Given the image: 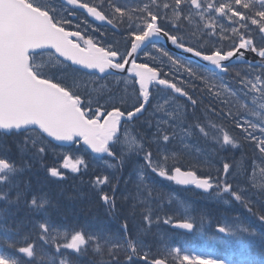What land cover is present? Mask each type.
I'll return each mask as SVG.
<instances>
[{
  "label": "snow or ice",
  "instance_id": "snow-or-ice-1",
  "mask_svg": "<svg viewBox=\"0 0 264 264\" xmlns=\"http://www.w3.org/2000/svg\"><path fill=\"white\" fill-rule=\"evenodd\" d=\"M66 4L85 9L95 20L101 22L107 20L109 24L116 26L113 19L106 17L96 6H90L80 0H66ZM109 6L113 7L114 13L117 14L115 16L117 23H126L132 28L130 52L126 51L123 55H120L117 50L97 47L91 38L85 39L79 30H66L65 25L72 23L63 16V11L67 9L54 7L51 0L47 3L43 0H0V131L3 134H25L26 142H31L33 146H37L44 134L59 142L73 144L82 142L91 149L92 153L100 154L101 158L104 156L117 158L119 163L104 161L108 168L115 170L122 167L125 156L123 149H120L118 157L116 152L122 138L127 142L128 129L125 127L123 133L121 132L122 122L123 125H127L134 117L139 119L138 114H143L147 106L153 109V116L157 112H162L163 115L154 122L148 121L149 126L155 128L149 141L156 145L155 159L153 152L145 148L142 143L137 144L135 139L131 142L136 145L138 154H143L146 162L143 168H150L153 173L174 181L177 185H191L204 192H209L215 187L216 197L227 193L236 201L246 203L243 190L234 191L232 185L226 181L222 182L219 176L213 182L211 178L199 177L194 170L182 171L180 167H174V171L165 169V163L169 159V144L173 148L180 145L183 149H189L188 140L195 134L194 130L198 129L204 136H208V133L198 123L186 127L180 114L173 110L153 107V103L150 102L152 95L150 89L160 91L159 86H165L175 93L187 96L193 105L197 101L176 83L161 78L160 72L155 68L149 67L146 63H137L134 54H141V46L145 41L154 45L157 41L166 39L178 49H182L184 53H190L193 57L208 62L198 66V70L192 66L191 61L184 63L179 58L173 59L169 53L164 52L172 64L183 68L190 76L205 79V74H208L206 82L219 79V73L229 72L230 64L225 62L243 64L250 69H264V0H232L231 3H214L212 0H147L146 3L137 4L130 9L127 4L123 8L119 5L110 4ZM169 14L173 18L175 33H170L162 24L157 23L161 18L167 21ZM216 14L231 22V26L225 27L220 24L217 31ZM194 16L204 21L203 27L206 29L202 33L206 39L197 38L199 48L187 45L186 36L181 34L182 23L185 20L191 22ZM237 22H239L238 27L235 26ZM253 25L256 26L255 29L251 27ZM76 28L79 29V25H76ZM229 32L231 35H227ZM192 35H195V32ZM81 40L84 46L79 42ZM223 40L230 41V46L208 48L209 44L218 45ZM202 48H208L211 54H205L200 50ZM249 52L259 58L256 63L246 58V53ZM45 54L52 60L51 63L42 61L41 58ZM67 61H71L73 65H81L83 68L98 69L100 73L108 72L109 69L125 73L127 66L128 71L135 78L133 83L138 81V97L142 99L132 110L122 111L119 107H112L111 110L101 111V107L98 106L101 95L99 90H95L97 92L95 98L92 93H88L82 100L76 84L79 77L73 75L70 78L72 83H65V77L68 74L63 70L69 67ZM73 71L75 73L78 70ZM241 83L247 89L245 95L258 94L252 97V103L256 105L259 101L258 107L264 111V73L255 74L254 79L248 78L246 74L241 78ZM220 87L224 85L221 84ZM225 91L229 90L225 88ZM215 94L220 95L219 92ZM232 94L235 95V93ZM94 104L97 106L94 107ZM253 114L258 115L255 111ZM237 127L242 128L245 133L244 138L252 141L259 152L264 154V115L260 116L259 124L245 121L244 124L237 123ZM257 130L261 133L260 136L255 135ZM222 143L232 148L240 147L227 133L223 134ZM45 150L42 144L38 147V152L41 154ZM196 151L200 152V149L197 148ZM205 162H208L207 159ZM81 166L87 170V164L83 158L64 157L62 165L64 169L78 173L81 171ZM229 168L230 165L224 163L223 173L228 174ZM21 170L13 162L0 158V200L11 204L22 199L21 191L16 192L15 201L8 199V192L2 187L6 183L9 185V191L12 187H18L13 184L11 178ZM48 171L51 177L61 180L65 178L56 167H51ZM139 179L141 183L138 188L142 186L147 189L148 195L151 196V189L144 182V176L141 175ZM102 185H110L112 188V196L107 193L101 195L105 206L112 210L115 207V184H110L108 176H98L93 182V187L99 188ZM138 200L141 204H147L139 192ZM48 204L47 199L38 200L33 197L29 206L36 211H43ZM3 219L4 212H0V220ZM144 220L147 225L146 231L152 224L159 223L160 217L153 218L151 209L146 207ZM259 220L264 222V215H260ZM163 223L192 232L198 222L188 215V210L185 208L181 222H176L173 217L167 216L163 219ZM199 223L203 227V217ZM39 227L43 230L39 238L45 243H55V251L59 254L58 257H50L49 264H69L67 254L61 252V249L82 254L88 248H93L99 253L102 248V245L97 243L99 240H103L112 247L126 245L128 264H139V261L145 264H169L170 260L172 264H264V253H253L252 241L244 240V234L248 237L257 236L254 230L247 227L225 225L218 228L220 234H240L243 241L240 251L225 259L215 258V251L212 249L194 250L187 243L184 244L183 249L165 247L163 253L157 256L151 253L150 246L144 244L139 236L135 241L126 239L124 245H121L119 241H113L112 237L103 232L86 234L83 231H75L73 234L65 231L60 237L64 242L60 244L56 243V237H51V240L47 238L50 227L54 228L55 225H49L45 219L40 222ZM123 227L126 229L127 225ZM11 231L10 228L0 224V233H3L0 240L10 249L17 248L13 236L10 235ZM17 251L28 258H33L31 264H36L34 258L37 253L32 243L18 247ZM109 255H112L111 249H109ZM0 264H22V262L18 257L0 253Z\"/></svg>",
  "mask_w": 264,
  "mask_h": 264
},
{
  "label": "rangeland",
  "instance_id": "rangeland-1",
  "mask_svg": "<svg viewBox=\"0 0 264 264\" xmlns=\"http://www.w3.org/2000/svg\"><path fill=\"white\" fill-rule=\"evenodd\" d=\"M52 1L53 0H51V2ZM43 2L47 3V2H49V0H43ZM52 4L56 8H57V6H59L55 1ZM216 15H217L218 18H220L219 17V14H216ZM201 22L204 24V21H201ZM201 22H200L199 17H195L194 16L193 19H192V21H191V24L197 27V26L200 25ZM229 23L231 24V22H229ZM128 29L131 30L132 28L128 26ZM189 32H190V35H186V36H187V38L191 42H194V43L198 44L197 38H199V39H206V37H204L202 35L203 32L200 31V30L198 31L196 29V31H195V34L200 35L197 38L194 37L191 34V30ZM209 45H211V44H209ZM209 45H208V47H209ZM121 47H125V46L121 45ZM203 49H208V48H203ZM148 57L153 62H159V63L165 64V67L163 69L165 70V72L167 74H169V76H170L171 73L175 72L177 74V76L176 77H172L171 76V77L173 79H175L178 83L186 84V87L189 86V79L187 78V74L188 73H186L183 68H178L176 65L172 64V62L168 60V57L165 56L162 51H160V50H159V52L158 51H153V52H151L148 55ZM144 62H148L147 59H146V57L144 59ZM190 77L193 78L194 76H190ZM204 80H205L204 82L206 83V78ZM79 85L80 84H78V86ZM203 89L206 90L205 86H203ZM216 92H219L220 93V95H219L220 101L218 102V104L219 105L222 104L223 105V106L221 105L222 108L223 107L224 108H228V102L229 101H232L233 100V97L231 95H229V92H227V93L222 92V91H216ZM116 94H118V101H122V100L125 99V97L123 96V92L117 91ZM251 94H252V96L250 97V99H252L253 96L258 95L256 93H251ZM163 95L166 96V97H168L166 94H163ZM164 96H161L162 103L158 104L155 108H161L162 107L165 110H171L173 108V106H174V102L173 101H175L176 103H175V110H174V112H176L177 114H180L181 119H182V121L184 123V120L187 118V115H185L186 113L184 112L182 106L180 105L181 104V101L178 100V99H175L174 100V99H172V98L169 97L170 98V101H168V104H166V101L164 102V99H163ZM216 97H217V95L215 94L214 95V98H216ZM197 101L198 102H202L201 99L200 100H197ZM225 101H226V103H225ZM190 106H191L192 115L195 114V116L191 117V120L196 119L197 121H199L201 119V111H200V108L197 107L196 112L194 113V111H193L194 110V106L191 105V104H190ZM256 110H258V108H256ZM160 113L161 112H157L154 117L156 118V117L161 116ZM257 114H258V117L260 118V114L258 112H257ZM154 117H148L147 118V121L145 123H143L140 126V128L141 129L143 128V130H146L148 133H151L155 128H154V126L153 127H150L148 121L151 120V121L154 122L156 120ZM251 117H252L251 120L254 123L259 124L255 120L256 115L253 114ZM184 125L186 127L189 126V125H187L185 123H184ZM257 132L260 133L259 130H257ZM148 133L145 134V137L144 138L147 137V138L150 139V134H148ZM194 133L195 134L188 140V144L190 145V148L189 149H183L182 146H180L179 149H174L172 145H169L168 146V148H169V151H168L169 159L165 163V169L167 170L171 166H174V165H182V166H189L191 168H194L199 173H201V174L203 173V175H209L213 180H215L218 176H219V178H221V176H222L223 181H226L227 183L231 184L232 187L233 188H236L237 191L243 190V193H244L245 199H246V203L251 204L252 202L257 201V196L260 193H264V159L256 156V154L254 153L255 152V148H254L255 146L252 145V146H250L248 148V152H249L248 156L245 155V154H241L239 152V154L237 155V160L239 158V162L241 160L242 163L241 164H238V166H237V164H235L234 169H230L228 174L222 173V170L221 171L218 170V171L215 172V174H212L211 171H210V169H214V168H213V163L211 161H209L210 158H211V156L216 155L217 153L222 154L224 152L222 150H220L219 148H217L212 143L209 144V145H207V144H204L203 145L202 144L203 134L200 133L198 131V129L194 130ZM197 144H199V145H197ZM200 145H201V147H200ZM197 148H200V152H197L196 151ZM4 150L5 151H9L8 149H4ZM155 150H156V146H155ZM222 155H224V154H222ZM240 155L241 156L243 155V156L241 157ZM234 156H236V154L229 155L227 157L228 162H232L234 160V158H235ZM239 156L241 157V159H240ZM255 158H257L258 161H255L253 163V165L251 166V168L249 167L250 169H252V171L250 173H248L247 172V165L248 164H247L246 161L249 160V159L251 160V159H255ZM206 159L208 161L207 163L205 162ZM135 165L136 166H139L138 163L135 164ZM218 167L220 168L221 167V164H218ZM130 169L131 170L132 169L134 170V173L133 174H132V171ZM138 169H141V168H139V167L134 168V167L129 166V167H126L121 174H118L117 172H114L112 174V176H111V180H110L111 183L110 184H115V191H117L116 193L118 194L117 197L115 198V201L119 205V209L121 210V212L124 213L121 218L122 219L124 218L123 220H125V221H126L125 218H127V221L129 223L132 220V225L133 226L136 225L135 226V230L137 229V231H135V233H136L137 237L139 236L141 240L146 241V239L148 237L151 240L155 237V232H156V229H157V226L158 225L155 224L153 226V228H150L152 230H155L153 234H151V232L147 231V230H150V229H147L146 231H144L147 228L146 227L147 226L146 224L145 225H142V223H140L142 225L141 228H143V230H142L139 227V222L133 223V222L137 221L136 214H137V218L140 215H143L145 213V208L146 207L147 208H151L154 212H160V213H165V211L166 212H169V213H172L174 210L171 207L172 205L170 203H167L166 198L164 196V193L162 191L159 192V193H157V194H155L154 197H151L150 198V197H147L146 196L147 195L146 194V190L142 186L138 188V185L141 183L140 182V179H139L140 176L143 175L144 177H146L145 172H144V174H138L137 175ZM215 170H217V169H215ZM149 172L151 174L153 173L150 168H149ZM124 175H125L126 179H130L131 178L132 180H134L136 178V176H137V178L139 180H138V182L136 181L137 183L136 182H130V180H129V182H127V181L121 182V185H118L119 184V181H120V178L121 177H124ZM34 177L35 176H32V178H34ZM164 180H165L164 178H153V181L151 179H149L146 183H147V185H148L149 188H151V189L152 188L153 189L155 188L156 189L157 186L159 188H161V185H159V183L156 182V181H159L160 182V181H164ZM48 185L51 188H56V185L53 184L50 181L48 182ZM37 186H38V189H42V188H40L41 184H38ZM45 187H47V185ZM26 190H27V192L30 191L29 189H26ZM57 190H58L57 192L53 193L50 196V199H49L50 200V203L44 209L47 212V215H45V218L48 220L49 224H51L53 221H55L56 218H58L56 221L59 224H60V221H62L65 224L68 221L69 222H72L73 221V222L77 223L80 215L81 214H85L86 215V218L84 219V221L82 223H84L85 226H89L90 225V229L93 230L94 233H100V232L106 233V232H108V229H109V226L108 225H110V224H113L114 226L117 225L116 224L117 219L116 220L112 219V216L114 214L113 209L112 210H109L106 206H102L100 208V206H99L98 203H100L101 201H97V199H95L96 198V195H95V190H94V187L93 186L90 187V188H88V191H90V194H85V191L87 190V188H85L83 186H79V188L74 189L75 192H77V193H75V192L72 193L75 196L74 195H68V197L65 200L63 199V196L62 195H64V193H65V191L67 189H64V188H61L60 186H58L57 187ZM109 190H110L109 195L112 196V188L110 187ZM138 192H139V195L141 197H143L147 201V204H141V203H139V200H138ZM56 193H58V197L55 196ZM83 194H85V195H83ZM226 195L231 197L230 194H226ZM36 198L38 200H40V199H47L48 200V197L43 196V195H38V193L36 195ZM262 198L264 200V197L263 196H262ZM72 200H74V201H72ZM218 200L221 201V198L218 197ZM69 202L71 203V206L69 205L70 204ZM206 202H208V203H206ZM214 202H217V201L216 200H209V199H206V198L203 199V200H201V201H198V200L196 201V203H198V204L201 203V205H203V206L211 205ZM238 202H241V201H238ZM246 203L245 202H242L241 203L242 206L239 205L238 207H234L233 211L235 210L234 212L236 214H240V215H244L245 216L246 213L244 212V209L247 210V207L250 206V205H248ZM221 204L224 205L223 203H221ZM133 205H135V207H133ZM263 205H264V203H263ZM74 207L75 208L78 207L76 211H75V208ZM243 207H244V209H243ZM226 208H230V207H226ZM184 209L185 208H182L183 211H184ZM260 209H262V207ZM44 210L43 211H37V213H39L41 215H44L45 214V211ZM100 210H102V212H103V213L100 212L101 215L99 214V211ZM202 212H205V210H202ZM57 213H59V214H57ZM175 214H176V212H174V215ZM103 215H104V217H103ZM105 216H107V217H105ZM102 218H104V219H102ZM105 218H107V219L105 220ZM102 221L104 223H102ZM106 221H107V223H105ZM88 222H93V223H88ZM105 224H107V225H105ZM103 225L106 228L105 231L103 230V229H105L103 227ZM22 226H25V230H27V236L28 235L29 236H35L34 231L37 228V225H33L31 227V229H28V225L25 224V223ZM98 226H100V227H98ZM107 226H108V228H107ZM155 226H156V228H154ZM23 230L24 229L21 227L20 231H23ZM146 232H147V234H146ZM148 233H150L153 236V238H151V235L150 234L148 236ZM156 233L159 234V231L156 232ZM106 234L109 236V233H106ZM158 234H156V236H158ZM61 236H62V234L61 233H58L54 237L59 238ZM117 237L118 236L113 237L112 238L113 241H119L120 238L119 237L117 238ZM167 237H169L171 239L170 236H167ZM151 240H148L147 242H149V246H151L150 247V251H151L152 254H155V255L156 254H159L161 252V250L163 251V249L165 247H167L168 240H165V241L162 240V244H159L160 247L157 244L158 241H155V239H153L152 241ZM41 242L43 244V247L47 251H50V249L47 248V245H45L42 240H41ZM97 243H100L102 245L101 252L98 253L99 258H103V257L109 255V249H111V252L112 253H114V254H116V255H118L120 257V260L122 261L123 264H128V262L125 261L127 252L124 251V250H126V245H124L123 247H112V245L106 244L103 240H99V241H97ZM38 250H39V247L35 244V251H38ZM94 253H97V252H95L93 250L92 251V254L94 255ZM161 253H163V252H161ZM40 255H47V252H41ZM41 262H46V261H45V259H42ZM99 264H106V262L101 261Z\"/></svg>",
  "mask_w": 264,
  "mask_h": 264
},
{
  "label": "bare ground",
  "instance_id": "bare-ground-1",
  "mask_svg": "<svg viewBox=\"0 0 264 264\" xmlns=\"http://www.w3.org/2000/svg\"><path fill=\"white\" fill-rule=\"evenodd\" d=\"M195 37V36H194ZM177 58H179V60L180 61H182V62H184V63H187V61H185L184 59H182L180 56H175V58L174 59H177ZM170 76H172V77H176L177 76V74L175 73V72H173V73H171L170 74ZM187 78L189 79V86L186 88V93L188 94V95H190L193 99H195V100H200L201 99V101H202V103L203 104H205V106L206 107H208L209 108V110L211 109V105L212 106H214V104H215V98H214V95H215V93H216V91L215 90H212V88L209 86V84L208 83H205V86L206 87H209L211 90H209L208 91V93H210V95L212 96H210V95H208V93H207V90H205V89H200V90H197L196 92H195V90H196V88H198L200 85H201V83H202V81L201 80H199L197 77H193V78H191L190 76H189V74H187ZM179 100V99H178ZM190 101V100H189ZM206 103H208V104H206ZM222 105V104H221ZM223 106V105H222ZM205 107V108H206ZM199 108V107H198ZM224 108V107H223ZM195 113V112H194ZM186 115V114H185ZM199 117V116H198ZM195 118V117H194ZM147 121V119H145L144 120V122H146ZM145 137V136H144ZM197 145H199V144H197ZM203 146V145H202ZM200 147H201V145H200ZM213 148V147H212ZM252 148V147H251ZM255 148V147H254ZM200 149V148H199ZM251 153V152H250ZM255 153V152H254ZM222 154H224V153H222ZM246 155V154H245ZM233 156V155H232ZM241 156V155H240ZM239 156V157H240ZM231 157V156H230ZM240 159H241V157H240ZM256 159V158H255ZM237 160V159H236ZM250 160V159H249ZM260 160V159H259ZM262 161V160H261ZM240 162H241V160H240ZM242 163V162H241ZM246 163V162H245ZM244 164V163H243ZM255 165V164H254ZM237 166H238V164H237ZM241 167V166H240ZM238 168V167H237ZM251 168V167H250ZM249 168V169H250ZM131 170V169H130ZM127 172V171H126ZM129 172V171H128ZM203 174V173H202ZM221 175V174H220ZM125 176V175H124ZM40 177V176H39ZM238 177V176H237ZM38 179V178H37ZM238 179V178H237ZM29 182V181H28ZM134 182H136V181H134ZM41 183V182H40ZM137 183V182H136ZM37 184V183H36ZM244 184V183H243ZM246 184V183H245ZM238 185V184H237ZM32 187V186H31ZM247 189V188H246ZM250 189V188H249ZM85 190V189H84ZM87 191V190H86ZM74 192H75V190H74ZM75 193H77V192H75ZM83 193V192H82ZM86 194V193H85ZM85 194H83V195H85ZM74 195V194H73ZM80 195V194H79ZM75 196V195H74ZM91 196V195H90ZM73 197V196H72ZM84 198V197H83ZM87 198V197H86ZM76 199V198H75ZM96 199V198H95ZM94 200V199H93ZM72 201H74V200H72ZM87 201V200H86ZM199 201H201V200H199ZM78 202V201H77ZM93 202V201H92ZM66 203V202H65ZM70 203V202H69ZM73 203V202H72ZM206 203H208V202H206ZM92 204V203H91ZM99 204V203H98ZM201 204V203H200ZM210 204V203H209ZM70 206H71V203L69 204ZM205 205V204H204ZM69 206V207H70ZM149 206V205H148ZM68 207V208H69ZM75 208V207H74ZM101 208V207H100ZM164 208V207H163ZM161 209V208H160ZM57 210V209H56ZM171 210V209H170ZM238 210V209H237ZM235 211V210H234ZM100 212H102V210H100L99 211V214H100ZM166 212V211H165ZM174 212V211H173ZM103 213V212H102ZM133 213V212H132ZM59 214V213H58ZM98 214V215H99ZM174 214V213H173ZM244 214V213H243ZM101 215V214H100ZM134 216V215H133ZM39 217V216H38ZM103 217H104V215H103ZM105 217H107V216H105ZM136 217H137V214H136ZM110 218V217H109ZM132 218V217H131ZM102 219H104V218H102ZM107 218H105V220H106ZM124 219V218H123ZM126 219V221H127V218H125ZM135 219V218H134ZM129 220V219H128ZM131 220V219H130ZM101 221V220H100ZM109 222V221H108ZM102 223H104L103 221H102ZM105 223H107V221L105 222ZM130 223H131V225H132V220L130 221ZM133 223H135V222H133ZM98 225V224H97ZM105 225H107V224H105ZM109 226V225H108ZM108 226H107V228H108ZM114 226V225H113ZM136 226V225H135ZM142 226V225H141ZM98 227H100V226H98ZM103 227L105 228V226L103 225ZM147 227V226H146ZM145 227V228H146ZM154 228H156V226L154 227ZM103 229V228H102ZM116 229H117V226L116 227H114V230L116 231ZM104 231L106 230V228L105 229H103ZM141 230V229H140ZM162 230H164V231H159V234L158 233H156L155 232V237H154V239H155V241H158L157 242V244L159 245V244H162V240H168V243H167V247H169L173 242H175L176 240H177V237H175L171 232H169L168 230H165V229H162ZM135 231H137V229L135 230ZM145 231V230H144ZM143 231V232H144ZM148 231V230H147ZM157 231V232H158ZM106 233H108V232H106ZM139 233V232H138ZM58 234V233H57ZM117 234V233H116ZM136 234V233H135ZM146 234H147V232H146ZM149 234L150 233H148V236H149ZM156 234H158V236H156ZM151 235V234H150ZM59 236V235H58ZM137 236V235H136ZM147 236V235H146ZM145 236V237H146ZM167 236H170L171 237V239L169 238V237H167ZM116 237V236H115ZM151 237H152V235H151ZM118 238V237H117ZM147 239H150L149 237L147 238ZM161 241H160V240ZM136 240V239H135ZM153 240V239H152ZM151 240V241H152ZM143 241V240H142ZM154 241V242H155ZM167 242V241H166ZM149 243V242H148ZM156 244V245H157ZM153 246V245H152ZM164 246V245H163ZM151 247V246H150ZM156 247V246H155ZM158 247V246H157ZM159 247H160V245H159ZM158 247V248H159ZM162 248V247H161ZM160 250V249H159ZM164 250V249H163ZM124 251H126V250H124ZM123 251V252H124ZM158 251V250H157ZM127 252V251H126ZM161 252H163L162 250H161ZM160 252V253H161Z\"/></svg>",
  "mask_w": 264,
  "mask_h": 264
},
{
  "label": "trees",
  "instance_id": "trees-1",
  "mask_svg": "<svg viewBox=\"0 0 264 264\" xmlns=\"http://www.w3.org/2000/svg\"><path fill=\"white\" fill-rule=\"evenodd\" d=\"M196 30H191V34H193V32H195ZM199 31V30H198ZM196 38L199 37L200 35L195 34L193 35ZM207 93L209 90H211L209 87H206ZM208 95H210V93H208ZM211 96V95H210ZM212 97V96H211ZM8 144L10 145L11 142L8 141ZM40 176V177H39ZM38 178V179H37ZM41 174H38L37 177H27L26 178V183L29 186L27 189H29L31 193H36L37 189H38V184H41L40 188H44L46 185L47 187V194L50 197L54 192H57L58 190H55L53 188H48V182L45 180V178L43 177V179H41ZM29 181V182H28ZM41 182V183H40ZM37 183V184H36ZM64 185L66 186V184L64 183ZM32 186V187H31ZM58 197V193H56V195ZM25 210L21 211L20 213H17L15 211L12 212H8L7 216L9 218V220L11 221L14 230L19 231L21 229V227L24 229L25 233H27V230H25V226H22L24 223L25 224H32L33 221H38L40 220V217L37 216V212L34 213V211H31L28 208H24ZM43 218V217H42ZM79 219L81 220V222L84 221V219L82 218V216L79 217ZM88 223H93V222H88ZM77 224L79 225V222H77ZM25 237V236H24Z\"/></svg>",
  "mask_w": 264,
  "mask_h": 264
},
{
  "label": "flooded vegetation",
  "instance_id": "flooded-vegetation-1",
  "mask_svg": "<svg viewBox=\"0 0 264 264\" xmlns=\"http://www.w3.org/2000/svg\"><path fill=\"white\" fill-rule=\"evenodd\" d=\"M203 86H205V82H202L201 85H200L198 88H196L195 92H196L197 90L203 89ZM143 123H145V122L142 121V122L136 127V130H142L143 128L141 129L140 126H141ZM159 231H164V230L159 229Z\"/></svg>",
  "mask_w": 264,
  "mask_h": 264
},
{
  "label": "water",
  "instance_id": "water-1",
  "mask_svg": "<svg viewBox=\"0 0 264 264\" xmlns=\"http://www.w3.org/2000/svg\"><path fill=\"white\" fill-rule=\"evenodd\" d=\"M64 2H66V0H64ZM71 6H72V5H71ZM74 7H78V6H74ZM146 42H148V41H146ZM148 43H149V42H148ZM144 46H145V44L141 46V50L144 48ZM168 46L170 47L169 43H168ZM170 48H171V47H170ZM171 49H172V48H171ZM185 56L188 57V58H194V59H197V58H195V57H193L192 55H189V54H186ZM136 57H137V55L134 54V58H135V59H136Z\"/></svg>",
  "mask_w": 264,
  "mask_h": 264
}]
</instances>
